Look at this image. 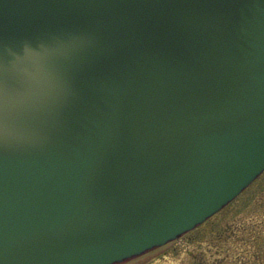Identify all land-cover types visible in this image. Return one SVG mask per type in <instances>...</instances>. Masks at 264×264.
Wrapping results in <instances>:
<instances>
[{"label": "water", "instance_id": "95a60500", "mask_svg": "<svg viewBox=\"0 0 264 264\" xmlns=\"http://www.w3.org/2000/svg\"><path fill=\"white\" fill-rule=\"evenodd\" d=\"M264 171V0H0V264H115Z\"/></svg>", "mask_w": 264, "mask_h": 264}, {"label": "rangeland", "instance_id": "374dc122", "mask_svg": "<svg viewBox=\"0 0 264 264\" xmlns=\"http://www.w3.org/2000/svg\"><path fill=\"white\" fill-rule=\"evenodd\" d=\"M211 219L202 237L194 229L115 264H264V172Z\"/></svg>", "mask_w": 264, "mask_h": 264}, {"label": "trees", "instance_id": "16d2710c", "mask_svg": "<svg viewBox=\"0 0 264 264\" xmlns=\"http://www.w3.org/2000/svg\"><path fill=\"white\" fill-rule=\"evenodd\" d=\"M212 218V217H211ZM208 219L207 221H205L203 224H201L199 227H197V228H195V231H200L199 233H198V235H200L201 237H202V235H206V231L208 230V229H211L212 228V226H214V224H215V221L213 220V219ZM214 222V223H213ZM197 235V236H198Z\"/></svg>", "mask_w": 264, "mask_h": 264}]
</instances>
